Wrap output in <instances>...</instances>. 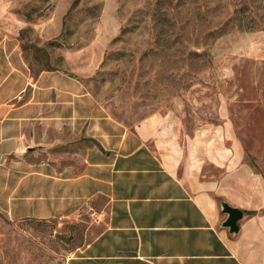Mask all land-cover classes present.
Segmentation results:
<instances>
[{
    "label": "crops",
    "instance_id": "obj_1",
    "mask_svg": "<svg viewBox=\"0 0 264 264\" xmlns=\"http://www.w3.org/2000/svg\"><path fill=\"white\" fill-rule=\"evenodd\" d=\"M8 43L0 41V208L11 218L86 224L89 240L67 264H264V174L224 159L218 144L176 139L159 120L129 128L102 116L80 132L61 80L48 81ZM31 181L37 202L22 189ZM222 203L243 212L238 234L223 227Z\"/></svg>",
    "mask_w": 264,
    "mask_h": 264
},
{
    "label": "rangeland",
    "instance_id": "obj_2",
    "mask_svg": "<svg viewBox=\"0 0 264 264\" xmlns=\"http://www.w3.org/2000/svg\"><path fill=\"white\" fill-rule=\"evenodd\" d=\"M4 40L61 80L80 132L102 116L129 128L159 120L264 174V0H0ZM24 187L37 202L38 183ZM88 240L84 223L0 208V264H67Z\"/></svg>",
    "mask_w": 264,
    "mask_h": 264
},
{
    "label": "water",
    "instance_id": "obj_3",
    "mask_svg": "<svg viewBox=\"0 0 264 264\" xmlns=\"http://www.w3.org/2000/svg\"><path fill=\"white\" fill-rule=\"evenodd\" d=\"M222 211L227 215L223 227L229 229L231 234H238L240 231L239 222L243 217V212L227 203H222Z\"/></svg>",
    "mask_w": 264,
    "mask_h": 264
},
{
    "label": "trees",
    "instance_id": "obj_4",
    "mask_svg": "<svg viewBox=\"0 0 264 264\" xmlns=\"http://www.w3.org/2000/svg\"><path fill=\"white\" fill-rule=\"evenodd\" d=\"M233 27V21H229L227 23L221 24L217 28H215L213 31H211L208 35V37H213V38H220L223 35L227 34L228 31H230ZM248 28V26H246Z\"/></svg>",
    "mask_w": 264,
    "mask_h": 264
}]
</instances>
